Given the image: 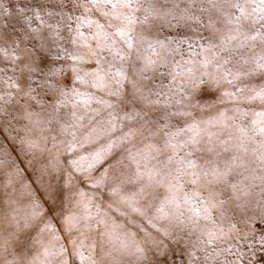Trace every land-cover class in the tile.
I'll return each mask as SVG.
<instances>
[{
    "label": "snow or ice",
    "instance_id": "snow-or-ice-1",
    "mask_svg": "<svg viewBox=\"0 0 264 264\" xmlns=\"http://www.w3.org/2000/svg\"><path fill=\"white\" fill-rule=\"evenodd\" d=\"M0 264H264V0H0Z\"/></svg>",
    "mask_w": 264,
    "mask_h": 264
}]
</instances>
